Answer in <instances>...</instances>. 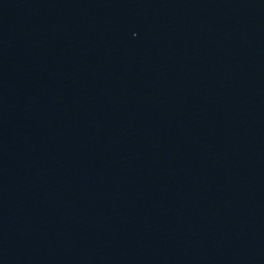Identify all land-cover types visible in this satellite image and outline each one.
<instances>
[{
  "label": "water",
  "instance_id": "water-1",
  "mask_svg": "<svg viewBox=\"0 0 264 264\" xmlns=\"http://www.w3.org/2000/svg\"><path fill=\"white\" fill-rule=\"evenodd\" d=\"M0 264H264V0H0Z\"/></svg>",
  "mask_w": 264,
  "mask_h": 264
}]
</instances>
